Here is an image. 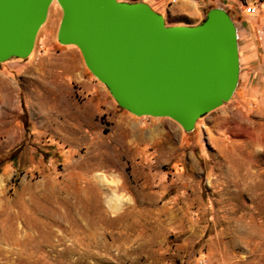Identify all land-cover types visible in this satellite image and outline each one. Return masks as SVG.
<instances>
[{"label": "rangeland", "instance_id": "rangeland-1", "mask_svg": "<svg viewBox=\"0 0 264 264\" xmlns=\"http://www.w3.org/2000/svg\"><path fill=\"white\" fill-rule=\"evenodd\" d=\"M172 3L242 31L238 85L193 130L121 107L58 41L56 0L0 63V264H264V22L243 28L264 0Z\"/></svg>", "mask_w": 264, "mask_h": 264}, {"label": "water", "instance_id": "water-1", "mask_svg": "<svg viewBox=\"0 0 264 264\" xmlns=\"http://www.w3.org/2000/svg\"><path fill=\"white\" fill-rule=\"evenodd\" d=\"M54 0H0V63L25 58ZM57 38L77 46L90 72L135 115L193 130L226 103L240 77L238 27L222 7L196 25H169L144 1L56 0Z\"/></svg>", "mask_w": 264, "mask_h": 264}, {"label": "crops", "instance_id": "crops-1", "mask_svg": "<svg viewBox=\"0 0 264 264\" xmlns=\"http://www.w3.org/2000/svg\"><path fill=\"white\" fill-rule=\"evenodd\" d=\"M125 1L147 2L149 5L152 6L153 9L160 12L164 16L166 22L169 25H196L202 21L203 10L198 8L199 3L193 5L195 6V9L188 10V9H179L177 5L173 3L172 5H170L171 0H125ZM248 16L252 18V20L250 19L252 25L251 28H246L243 25L245 33L252 31V26H254L255 24L258 25V23L264 22L260 16L259 17H257L256 15H248ZM241 35H242V31L238 28V40L240 39ZM262 35L264 37V23L262 25ZM251 46L253 48L252 51L250 50ZM244 49H245L244 52L245 57H250L251 55H253V53L255 52L254 42L252 40H249L246 43ZM239 53H240V49H239Z\"/></svg>", "mask_w": 264, "mask_h": 264}, {"label": "built area", "instance_id": "built-area-1", "mask_svg": "<svg viewBox=\"0 0 264 264\" xmlns=\"http://www.w3.org/2000/svg\"><path fill=\"white\" fill-rule=\"evenodd\" d=\"M252 12H255L257 10L256 6L250 8Z\"/></svg>", "mask_w": 264, "mask_h": 264}]
</instances>
